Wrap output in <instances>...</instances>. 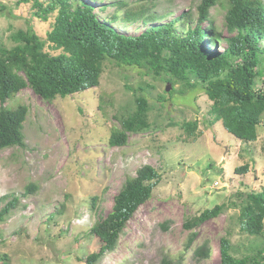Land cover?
Segmentation results:
<instances>
[{
  "label": "rangeland",
  "instance_id": "rangeland-1",
  "mask_svg": "<svg viewBox=\"0 0 264 264\" xmlns=\"http://www.w3.org/2000/svg\"><path fill=\"white\" fill-rule=\"evenodd\" d=\"M17 1L0 0V46L6 48L14 45L12 34L30 26L45 39L53 23L52 17L43 21L30 4L17 5ZM125 1L129 7L152 2L157 12L172 11L166 20L187 10L196 13L200 2ZM112 2L90 4L102 19L114 12ZM102 5H107L105 11L99 10ZM225 13L219 5L210 9L222 37L229 35ZM144 31L133 22L127 34ZM225 46L221 41L210 50L221 52ZM165 78L105 60L94 88L49 102L26 88L5 104L10 108L25 105L28 114L25 148L0 151V198L10 194L19 199L0 221V258L5 256L0 264H82L78 260L100 246L89 229L111 210L124 181L144 165L153 167L160 181L126 224L116 249L98 264H158L164 255L182 256V264H220L221 238L230 241L237 258L255 254L256 248L263 249L264 258V239L248 236L238 220L239 194L264 189V124L257 127L254 143H242L220 121L210 126L211 102L202 89L180 95L181 85L172 86ZM141 96L150 107V128L128 134L125 146H109L111 131L120 128V120L136 109L135 98ZM158 98L165 101L160 103ZM193 120L198 121L195 140L183 129ZM244 165L249 166L246 174L235 173ZM29 185L36 186L33 193H27ZM10 199L0 203V209ZM221 204L225 205L223 213L197 228L196 239L187 248L191 232L183 228L185 219ZM206 240L210 257L195 259L194 249Z\"/></svg>",
  "mask_w": 264,
  "mask_h": 264
},
{
  "label": "trees",
  "instance_id": "trees-1",
  "mask_svg": "<svg viewBox=\"0 0 264 264\" xmlns=\"http://www.w3.org/2000/svg\"><path fill=\"white\" fill-rule=\"evenodd\" d=\"M95 1L99 0L17 1V5L30 4L34 15L43 21L52 17L53 23L45 39L30 26L12 34V47L0 46V151L25 148L23 130L28 108L25 105L10 108L5 105L9 100L26 88L48 102L94 88L99 85L105 60L145 69L155 77L164 75L170 85H181L180 95L202 89L211 102L207 112L212 118L210 126L220 121L223 129L242 143L257 140V127L264 124L263 0H200L196 13L187 10L171 20L166 19L172 11L157 12L152 2L129 7L125 0H113L114 12L100 19L90 4ZM218 5L226 10L224 27L229 34L226 37H222L210 17V9ZM106 9L107 5L99 8ZM133 22L145 31L127 34L128 25ZM221 41L226 44L222 51L212 52L210 46ZM158 99L160 103L165 101ZM135 103L136 109L120 120V128L111 131L109 146H125L128 134L150 128L147 99L136 97ZM197 122L183 125L185 134L192 140L197 138ZM248 168L241 166L235 173L246 174ZM159 181V173L149 165L140 167L135 176L124 181L113 197L111 210L89 229L98 239L99 249L78 260L80 263L98 264L116 249L126 224L152 197ZM26 190L33 193L36 186L29 185ZM9 197L10 201L0 209V221L19 203L10 194L2 196L0 203ZM239 197L240 229L248 236L264 239V189L240 193ZM96 200L94 197L92 201ZM224 208L223 204L216 205L185 219L183 228L191 232L187 248L196 239L194 231L222 214ZM60 211L56 213L61 214ZM210 252L206 240L194 249L193 257L205 260ZM252 252L255 254L237 258L233 256L230 241L220 239V264H264L263 249ZM4 257L0 259L5 261ZM182 263V256L173 259L164 255L158 264Z\"/></svg>",
  "mask_w": 264,
  "mask_h": 264
},
{
  "label": "water",
  "instance_id": "water-1",
  "mask_svg": "<svg viewBox=\"0 0 264 264\" xmlns=\"http://www.w3.org/2000/svg\"><path fill=\"white\" fill-rule=\"evenodd\" d=\"M165 90L168 92L170 90V86L168 85Z\"/></svg>",
  "mask_w": 264,
  "mask_h": 264
}]
</instances>
